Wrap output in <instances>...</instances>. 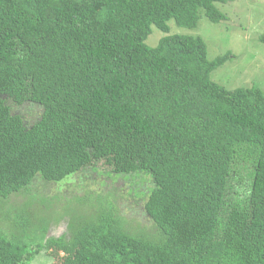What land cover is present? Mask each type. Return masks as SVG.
<instances>
[{"label": "trees", "instance_id": "1", "mask_svg": "<svg viewBox=\"0 0 264 264\" xmlns=\"http://www.w3.org/2000/svg\"><path fill=\"white\" fill-rule=\"evenodd\" d=\"M230 1L0 0V264L54 247L62 264H264V89L218 83L232 53L169 33ZM87 170L150 183L129 190L150 221L126 193L34 190Z\"/></svg>", "mask_w": 264, "mask_h": 264}, {"label": "rangeland", "instance_id": "2", "mask_svg": "<svg viewBox=\"0 0 264 264\" xmlns=\"http://www.w3.org/2000/svg\"><path fill=\"white\" fill-rule=\"evenodd\" d=\"M218 7L226 13V21L212 23L202 16L197 28L188 29L179 27L171 20L169 33L203 36L208 45L210 59L227 52L232 53V58L212 73V79L218 83L229 89L258 83L264 89V43L259 39L264 34V0H233L218 3ZM167 34L153 25L147 43L156 46ZM135 181L124 177L113 181L99 171L87 170L74 175L64 184H47L39 179L34 182L33 187L35 191L68 197L85 194L96 197L97 194H108L111 191H117L120 195L126 193V197L121 199L123 212L137 217L141 222H149L143 200H138L133 205L134 199L129 197V190L134 187L144 190L150 183L141 182L136 186ZM15 199L17 200V197ZM67 229L68 221L63 220L51 228L49 236L61 237L67 233ZM64 257V251L54 247L52 250L41 252L32 264H62Z\"/></svg>", "mask_w": 264, "mask_h": 264}]
</instances>
